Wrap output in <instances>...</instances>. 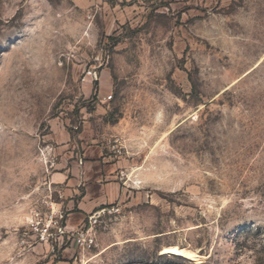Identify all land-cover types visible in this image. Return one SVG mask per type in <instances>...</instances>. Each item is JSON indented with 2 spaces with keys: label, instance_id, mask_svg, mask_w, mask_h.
<instances>
[{
  "label": "rangeland",
  "instance_id": "obj_1",
  "mask_svg": "<svg viewBox=\"0 0 264 264\" xmlns=\"http://www.w3.org/2000/svg\"><path fill=\"white\" fill-rule=\"evenodd\" d=\"M0 264H264V0H0Z\"/></svg>",
  "mask_w": 264,
  "mask_h": 264
},
{
  "label": "crops",
  "instance_id": "obj_2",
  "mask_svg": "<svg viewBox=\"0 0 264 264\" xmlns=\"http://www.w3.org/2000/svg\"><path fill=\"white\" fill-rule=\"evenodd\" d=\"M96 155V156H95ZM82 163L80 166L73 160V164L68 167L67 171H63L59 176H54L59 179L56 183L63 184L65 193H69L70 197L77 193L78 186H83V193L76 200L69 199V202H76L77 208L85 211H90L93 207L103 205L106 201H111L118 196L121 183L117 180L116 165L106 164L97 160L99 154L92 151L88 147L84 148L82 153ZM85 159H96L95 161ZM81 161V160H80ZM104 163V164H101ZM62 194V193H61ZM68 197V196H66ZM64 202L60 201L59 206ZM102 207V206H101ZM68 209L67 211H70ZM80 213L78 215H82ZM81 217V216H80ZM80 217H78L80 219Z\"/></svg>",
  "mask_w": 264,
  "mask_h": 264
},
{
  "label": "bare ground",
  "instance_id": "obj_3",
  "mask_svg": "<svg viewBox=\"0 0 264 264\" xmlns=\"http://www.w3.org/2000/svg\"><path fill=\"white\" fill-rule=\"evenodd\" d=\"M161 254L176 256L178 258H182L191 262L199 261L196 252L189 249L179 248L176 246L164 247L161 250Z\"/></svg>",
  "mask_w": 264,
  "mask_h": 264
},
{
  "label": "built area",
  "instance_id": "obj_4",
  "mask_svg": "<svg viewBox=\"0 0 264 264\" xmlns=\"http://www.w3.org/2000/svg\"><path fill=\"white\" fill-rule=\"evenodd\" d=\"M90 77L92 80H96L98 79L97 75H96V71L94 69H88V70H85L83 72V77H82V80L84 81L86 78ZM112 95L111 94H108L107 95V98L108 99H111ZM52 215H56V214H52ZM100 215L98 214H93L89 217V222L87 224V228H82V231H81V236L84 237V235L87 234L88 232V228L89 226L91 227L92 226V223H95L97 221V218L99 217ZM93 218V222H90V220ZM51 219H54L56 225H57V219L56 217L54 218L53 216L51 217ZM60 227V226H59ZM63 232V231H62Z\"/></svg>",
  "mask_w": 264,
  "mask_h": 264
}]
</instances>
